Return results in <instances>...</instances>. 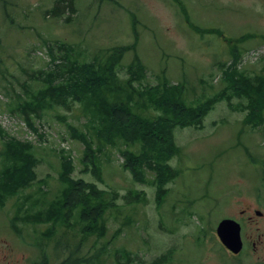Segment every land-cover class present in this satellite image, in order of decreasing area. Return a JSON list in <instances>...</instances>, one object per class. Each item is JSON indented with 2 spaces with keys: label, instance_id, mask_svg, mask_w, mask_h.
<instances>
[{
  "label": "rangeland",
  "instance_id": "rangeland-1",
  "mask_svg": "<svg viewBox=\"0 0 264 264\" xmlns=\"http://www.w3.org/2000/svg\"><path fill=\"white\" fill-rule=\"evenodd\" d=\"M180 2L183 8L176 0H0V128L7 137L33 144L39 159L36 179L0 206V264H37L42 250L50 264H60L82 241L79 256L91 259L89 264L123 263L126 252L125 264L160 259L162 264H225L215 235L220 220L248 206L264 211V124L254 129L244 123L248 110L240 106L246 99L220 101L200 129H176L180 152L168 162L174 178L164 185L161 204L157 173L145 169L144 181L134 180L123 158L116 150L106 152V145L97 159L99 171L84 172V146L69 130L70 125L85 129L77 104L34 116L37 132L10 111L16 96L34 91L39 73L54 67L50 55L61 42L78 46L89 58L128 47L125 65L139 57L148 83H185L187 99L213 96L226 87L221 66L225 71L234 63L233 39L244 37L236 44L240 71L264 73V0ZM3 141L0 137V152ZM61 156L73 161L75 179L95 183L116 205L106 213L101 239L84 240L76 216L72 228L21 219L30 204L35 213L59 194ZM259 226L264 232V218ZM169 252L167 263L162 256Z\"/></svg>",
  "mask_w": 264,
  "mask_h": 264
},
{
  "label": "trees",
  "instance_id": "trees-1",
  "mask_svg": "<svg viewBox=\"0 0 264 264\" xmlns=\"http://www.w3.org/2000/svg\"><path fill=\"white\" fill-rule=\"evenodd\" d=\"M239 41L241 39L233 43L234 63L240 57L236 46ZM127 48L112 47L89 58L78 46L58 43L57 51L51 53L54 67L40 72L35 78L38 87L34 91L26 90V95L18 94L13 102L15 104L10 105V111L18 112L26 124L37 131L34 116L42 117L45 112L58 107L69 110L70 103L77 104L86 118L85 129L70 125L69 130L71 137L85 146L82 158L84 171L93 174L99 171L101 163L97 161V147L116 146L124 157V169L133 175L134 180L144 181L145 169L157 173V198L158 204H161L165 195L164 185L174 178L168 161L179 152L176 129L202 128L205 117L217 103L234 97L247 100L245 107L240 106L241 110H248L244 123L254 129L262 127L264 73L248 76L236 64L225 71L222 65V81L226 82L222 91L213 96L202 94L201 97L193 92L194 98L187 99L190 87L185 83L172 84L167 80L158 84L148 83L147 69L139 57L135 56L124 65ZM3 132L0 129L4 136ZM133 146L138 151H133ZM38 161L34 145L14 138L5 140L0 152V206L7 197L30 186L36 179L34 167ZM61 161L60 180L63 187L59 194L47 207L35 213L30 212L34 205L30 204L21 219L31 223L68 224L74 212L78 211L85 238L92 235H96L97 239L103 238L107 233L106 213L116 205L95 183L72 176L75 168L70 157L61 156ZM21 210L15 217V224L12 221V226L17 225ZM82 244L78 243L60 264H89L91 259L79 256ZM168 254L162 256L167 263L171 261V252ZM124 256L129 262V253ZM125 261L118 264H125ZM163 262L160 259L154 264ZM37 264H50L44 251L42 261Z\"/></svg>",
  "mask_w": 264,
  "mask_h": 264
},
{
  "label": "flooded vegetation",
  "instance_id": "flooded-vegetation-1",
  "mask_svg": "<svg viewBox=\"0 0 264 264\" xmlns=\"http://www.w3.org/2000/svg\"><path fill=\"white\" fill-rule=\"evenodd\" d=\"M232 218L240 224L243 248L239 254L226 249L230 264H264V232L259 226L264 211L248 206Z\"/></svg>",
  "mask_w": 264,
  "mask_h": 264
},
{
  "label": "water",
  "instance_id": "water-1",
  "mask_svg": "<svg viewBox=\"0 0 264 264\" xmlns=\"http://www.w3.org/2000/svg\"><path fill=\"white\" fill-rule=\"evenodd\" d=\"M239 231V225L230 219L221 221L217 228V234L223 245L235 254L239 253L242 248Z\"/></svg>",
  "mask_w": 264,
  "mask_h": 264
}]
</instances>
